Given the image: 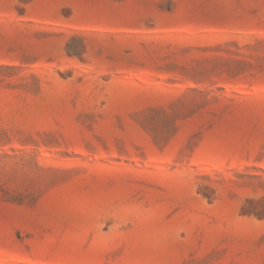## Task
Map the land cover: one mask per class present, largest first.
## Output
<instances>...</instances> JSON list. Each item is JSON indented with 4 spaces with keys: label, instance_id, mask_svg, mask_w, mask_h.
<instances>
[{
    "label": "rangeland",
    "instance_id": "rangeland-1",
    "mask_svg": "<svg viewBox=\"0 0 264 264\" xmlns=\"http://www.w3.org/2000/svg\"><path fill=\"white\" fill-rule=\"evenodd\" d=\"M0 264H264V0H0Z\"/></svg>",
    "mask_w": 264,
    "mask_h": 264
}]
</instances>
